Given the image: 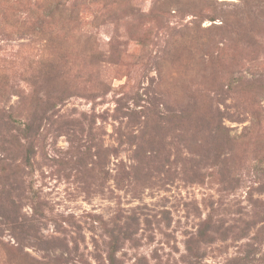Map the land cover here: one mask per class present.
Returning a JSON list of instances; mask_svg holds the SVG:
<instances>
[{
  "label": "rangeland",
  "instance_id": "rangeland-1",
  "mask_svg": "<svg viewBox=\"0 0 264 264\" xmlns=\"http://www.w3.org/2000/svg\"><path fill=\"white\" fill-rule=\"evenodd\" d=\"M0 264H264V0H0Z\"/></svg>",
  "mask_w": 264,
  "mask_h": 264
}]
</instances>
